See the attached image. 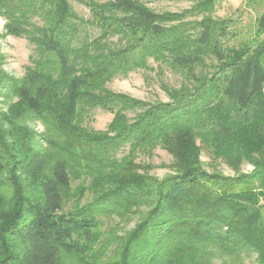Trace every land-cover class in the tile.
Wrapping results in <instances>:
<instances>
[{
    "label": "trees",
    "instance_id": "obj_1",
    "mask_svg": "<svg viewBox=\"0 0 264 264\" xmlns=\"http://www.w3.org/2000/svg\"><path fill=\"white\" fill-rule=\"evenodd\" d=\"M74 1L88 20L68 0H0L35 55L14 79L0 54V264H264V0H246L261 9L246 33L216 0ZM150 62L181 78L167 102L107 89ZM96 109L112 114L103 131L85 126ZM156 148L172 158L162 179L136 162ZM202 148L234 175L207 172ZM136 215L122 235L105 227Z\"/></svg>",
    "mask_w": 264,
    "mask_h": 264
},
{
    "label": "rangeland",
    "instance_id": "obj_2",
    "mask_svg": "<svg viewBox=\"0 0 264 264\" xmlns=\"http://www.w3.org/2000/svg\"><path fill=\"white\" fill-rule=\"evenodd\" d=\"M103 3L105 0H94ZM147 8L157 13L175 12L179 13L191 6V3L185 0H137ZM76 14L84 19L90 18L88 9L75 2L68 0ZM246 0H216L215 1V17L231 18L236 21L238 27L243 32L252 30L255 26V20L261 9L259 5L254 4L250 8H245ZM32 23L40 24L37 19H33ZM5 21L0 17V54L3 56L1 70L11 78H22L25 70L30 67L31 60L34 58V46L25 37H16L6 34L4 30ZM97 31L90 27H82L80 29V37H95ZM150 68L147 70H136L129 72L126 76H118L107 83V89L123 93L132 98L142 100L147 103L167 102L168 97L162 87L168 86L178 88L181 84V78L164 67H158L156 64L149 63ZM7 100L4 96H0V111L5 112ZM112 119V114L96 109L91 112L85 120V126L96 130L103 131ZM27 125L36 133H42V125L37 121H28ZM121 156V155H120ZM200 159L203 168L209 172H219L225 176H233L234 172L221 159H215L204 148L201 150ZM141 165H149L151 167L150 175L162 179L172 173L170 165L172 163L171 156L161 148H156L148 155L140 154L136 159ZM251 171L249 165H243L241 172ZM70 208H66L69 210ZM105 227L115 228L118 235L131 229L138 221V216L130 218L124 223H120L116 218L105 219ZM67 264H79L75 259L68 258ZM215 264H222L217 261ZM244 264H255L253 258L244 261Z\"/></svg>",
    "mask_w": 264,
    "mask_h": 264
}]
</instances>
